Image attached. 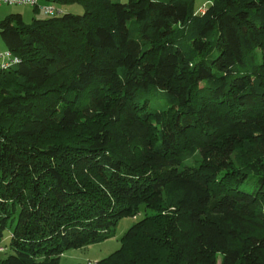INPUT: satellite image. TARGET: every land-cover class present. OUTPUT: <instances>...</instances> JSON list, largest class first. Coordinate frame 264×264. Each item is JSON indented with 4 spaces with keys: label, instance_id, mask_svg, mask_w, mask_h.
Wrapping results in <instances>:
<instances>
[{
    "label": "trees",
    "instance_id": "1",
    "mask_svg": "<svg viewBox=\"0 0 264 264\" xmlns=\"http://www.w3.org/2000/svg\"><path fill=\"white\" fill-rule=\"evenodd\" d=\"M40 2L0 19V264L126 216L93 264H264V0Z\"/></svg>",
    "mask_w": 264,
    "mask_h": 264
},
{
    "label": "rangeland",
    "instance_id": "2",
    "mask_svg": "<svg viewBox=\"0 0 264 264\" xmlns=\"http://www.w3.org/2000/svg\"><path fill=\"white\" fill-rule=\"evenodd\" d=\"M119 2H126L127 0H116ZM211 0H194L195 9L205 7ZM60 7V6H59ZM64 11H70L73 13L81 14L83 13V7L81 4L72 3L69 5L61 6ZM60 7V8H61ZM26 11L27 14L24 17V21L29 23L32 19L31 16L43 17L42 12H34L31 6L28 5H9L5 3H0V19L12 12H21ZM5 52V49L2 53ZM1 54V53H0ZM192 163V160H189ZM151 209H146L144 211L143 208L140 209L138 213V218H140L144 213H151ZM135 217L126 216L121 218L114 227V234L112 237H109L103 241L89 244L80 248H72L64 251L60 257V264H72V263H81V264H93L96 260L106 257L111 252L115 251L120 247V238L123 233L127 230V228L134 223ZM7 234V233H6ZM5 241H8V237H6ZM1 253V252H0Z\"/></svg>",
    "mask_w": 264,
    "mask_h": 264
},
{
    "label": "built area",
    "instance_id": "3",
    "mask_svg": "<svg viewBox=\"0 0 264 264\" xmlns=\"http://www.w3.org/2000/svg\"><path fill=\"white\" fill-rule=\"evenodd\" d=\"M0 3H5L9 5H28L31 7H37L40 11H42L45 15H52L55 13H59L60 10L56 8L53 4L41 3L40 0H0ZM17 59L12 56V54L8 51L0 54V66L3 68H7L10 64L15 62ZM2 248H0L1 250Z\"/></svg>",
    "mask_w": 264,
    "mask_h": 264
},
{
    "label": "crops",
    "instance_id": "4",
    "mask_svg": "<svg viewBox=\"0 0 264 264\" xmlns=\"http://www.w3.org/2000/svg\"><path fill=\"white\" fill-rule=\"evenodd\" d=\"M32 9H33V8H32ZM203 9H204V7L199 8L198 11L201 12V11H203ZM40 12H41V11H40ZM20 13L22 14V17H23V19H24V17H25V15L27 14V12H26V11H21ZM32 17H33V15L31 16V19H32ZM4 49H6V48H5V45H4L3 41H2V39L0 38V53H2V51H3Z\"/></svg>",
    "mask_w": 264,
    "mask_h": 264
}]
</instances>
